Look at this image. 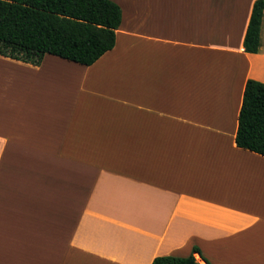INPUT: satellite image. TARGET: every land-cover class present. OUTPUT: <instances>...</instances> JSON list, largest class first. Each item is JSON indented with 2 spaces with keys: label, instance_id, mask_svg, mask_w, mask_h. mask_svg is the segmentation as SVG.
Here are the masks:
<instances>
[{
  "label": "crops",
  "instance_id": "1",
  "mask_svg": "<svg viewBox=\"0 0 264 264\" xmlns=\"http://www.w3.org/2000/svg\"><path fill=\"white\" fill-rule=\"evenodd\" d=\"M90 65L0 55V264H264V155L235 143L255 0H112ZM199 264H206L194 253Z\"/></svg>",
  "mask_w": 264,
  "mask_h": 264
},
{
  "label": "trees",
  "instance_id": "2",
  "mask_svg": "<svg viewBox=\"0 0 264 264\" xmlns=\"http://www.w3.org/2000/svg\"><path fill=\"white\" fill-rule=\"evenodd\" d=\"M243 49L258 52L264 0L252 4ZM121 8L112 0H0V55L39 65L44 54L90 65L113 48ZM238 113L235 143L264 155V83L248 79ZM188 256H160L151 264H199Z\"/></svg>",
  "mask_w": 264,
  "mask_h": 264
}]
</instances>
